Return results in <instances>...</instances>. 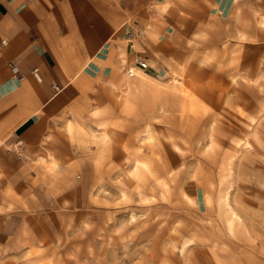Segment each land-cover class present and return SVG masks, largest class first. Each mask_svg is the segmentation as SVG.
I'll list each match as a JSON object with an SVG mask.
<instances>
[{
	"label": "rangeland",
	"instance_id": "374dc122",
	"mask_svg": "<svg viewBox=\"0 0 264 264\" xmlns=\"http://www.w3.org/2000/svg\"><path fill=\"white\" fill-rule=\"evenodd\" d=\"M166 2L157 79L75 92L47 167L12 150L0 264H264V0Z\"/></svg>",
	"mask_w": 264,
	"mask_h": 264
},
{
	"label": "crops",
	"instance_id": "0c3cea01",
	"mask_svg": "<svg viewBox=\"0 0 264 264\" xmlns=\"http://www.w3.org/2000/svg\"><path fill=\"white\" fill-rule=\"evenodd\" d=\"M166 1L0 0V240L20 223L15 211H2L9 202L3 193L16 177L12 150L27 156L23 169L31 170L35 160L47 167L55 154L61 159L66 152L63 121L52 116L68 110L89 81L147 80L139 71L156 78L151 75L161 65L156 53L171 32V18L162 9ZM137 28H150L148 37L145 31L135 33ZM128 32L133 36H121ZM137 55L147 61L146 68L138 65ZM35 66L41 80L32 74Z\"/></svg>",
	"mask_w": 264,
	"mask_h": 264
},
{
	"label": "built area",
	"instance_id": "2783aa9c",
	"mask_svg": "<svg viewBox=\"0 0 264 264\" xmlns=\"http://www.w3.org/2000/svg\"><path fill=\"white\" fill-rule=\"evenodd\" d=\"M128 33L131 34L130 32H128ZM136 62L142 68H146L148 66L147 61L143 60L140 55L136 56ZM12 69L14 71H17L18 67L16 65H12ZM129 73H133L132 68H129ZM32 74L37 80H41V75H40V72H39V68L37 66L32 68ZM52 86L54 87V89L56 91H58L60 89V85L57 82H54L52 84Z\"/></svg>",
	"mask_w": 264,
	"mask_h": 264
},
{
	"label": "bare ground",
	"instance_id": "6f19581e",
	"mask_svg": "<svg viewBox=\"0 0 264 264\" xmlns=\"http://www.w3.org/2000/svg\"><path fill=\"white\" fill-rule=\"evenodd\" d=\"M134 69H135V68H133V70H134ZM134 71H135V70H134ZM134 71H133V72H134ZM132 74H133V73H132ZM151 75H152V74H151ZM125 76H126V74L124 75V77H125ZM171 78H173V81L176 83V85L180 82V80H179L180 78L178 79V78L175 77V76H174V77L172 76ZM173 81H172V82H173ZM174 82H173V84H175ZM182 82H183V81H182ZM261 109H262V108H261ZM263 110H264V109H263ZM261 115H262V114H261ZM257 116H258V115H257ZM258 117H259V116H258ZM240 138H241V137H240ZM241 139H242V138H241ZM239 142H240V141H239ZM241 142L244 143V145H245V144L248 145L249 140H248L247 137H244L243 140H241ZM249 144H250V143H249ZM247 145H246V146H247ZM226 163H227V162H226ZM227 165H228V164H227ZM226 203H229V202L227 201ZM229 205H230V204H229ZM229 205H228V206H229ZM228 206H227V207H228ZM229 207H230V206H229ZM233 208H234V207H233ZM220 209H221V208H220ZM235 211H236V210H235ZM236 213H237V212H234L233 209H232L231 215H230V213H229V216H228V221H229V223H232V222L236 219V217H237V214H236ZM240 215H241V214H240ZM238 216H239V214H238ZM225 219H226V218H225ZM239 220H240V219H239ZM226 224H227V223H226Z\"/></svg>",
	"mask_w": 264,
	"mask_h": 264
},
{
	"label": "snow or ice",
	"instance_id": "6c2138e0",
	"mask_svg": "<svg viewBox=\"0 0 264 264\" xmlns=\"http://www.w3.org/2000/svg\"><path fill=\"white\" fill-rule=\"evenodd\" d=\"M218 2H220V0H218ZM227 3L230 5V3H231V0H227ZM223 6V5H222ZM225 15H227V12H225ZM154 74V73H153ZM164 73L163 72H161V75H163Z\"/></svg>",
	"mask_w": 264,
	"mask_h": 264
}]
</instances>
